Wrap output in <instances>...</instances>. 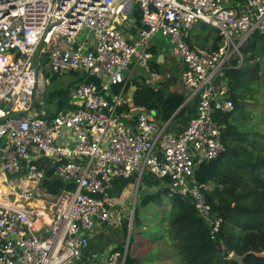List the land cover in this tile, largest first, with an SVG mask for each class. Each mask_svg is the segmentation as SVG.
<instances>
[{"label": "built area", "instance_id": "2783aa9c", "mask_svg": "<svg viewBox=\"0 0 264 264\" xmlns=\"http://www.w3.org/2000/svg\"><path fill=\"white\" fill-rule=\"evenodd\" d=\"M229 2L0 0V169L7 175L0 264H125L126 248L89 256V238L97 226L118 221L114 182L145 172L166 181L169 196L188 199L216 235L221 218L212 216L207 185L195 171L225 150L220 118L234 109L225 70L233 57L242 62L240 48L256 32L264 35V0ZM134 9L142 28L128 40L121 22ZM197 22L217 30V48L188 44ZM156 33L185 67L183 104L197 100L178 133L125 91L137 67L145 84L160 79L151 63ZM44 69L88 79L68 91V108L54 115L35 107ZM45 161L54 167L49 180L65 183L56 194L43 185Z\"/></svg>", "mask_w": 264, "mask_h": 264}, {"label": "trees", "instance_id": "16d2710c", "mask_svg": "<svg viewBox=\"0 0 264 264\" xmlns=\"http://www.w3.org/2000/svg\"><path fill=\"white\" fill-rule=\"evenodd\" d=\"M263 40L264 35L256 32L240 48L242 62L239 64L238 57H233L230 61L232 66L225 70L234 104L233 111L220 118L224 127L222 140L225 150L214 159L201 161L195 171L197 182L207 185L204 194L211 205L212 216L221 218L216 235L210 234L208 223L198 215L188 199L178 195L169 196L172 205L169 229L182 264H239L230 254L243 255L248 251L252 253L244 258V264H264V256L255 254L264 252V135L261 136L255 129L249 132L254 137H249L230 122V117L236 115L241 107L242 98L247 96V93H243L244 87L251 86L258 77L259 62L255 59L258 60L264 53ZM220 42L221 36L217 32L215 43L218 44L212 49L217 48ZM135 86L133 102L151 110L155 121L165 123L185 114L187 103L182 105L184 94L168 91L166 82L154 89L145 84L141 77ZM68 99L66 88L47 91L46 101L55 104L57 109L48 114L54 115L68 108ZM46 163L47 178L43 185L47 191L56 194L65 183L58 179L49 180L54 167L50 166L49 161ZM210 184L213 189H208ZM162 192L168 195V189L164 186ZM153 198L152 195H145L141 201L145 203ZM123 247V243H120L117 248L122 251ZM140 262V258L127 252L125 264Z\"/></svg>", "mask_w": 264, "mask_h": 264}, {"label": "crops", "instance_id": "0c3cea01", "mask_svg": "<svg viewBox=\"0 0 264 264\" xmlns=\"http://www.w3.org/2000/svg\"><path fill=\"white\" fill-rule=\"evenodd\" d=\"M233 2H236V1L230 0L229 3H233ZM134 10L130 14L127 15L126 19H123L121 22L122 30L124 32L125 37L128 40L136 38L139 34V31L142 28V25L140 23V15L138 11H134ZM198 23L203 24L202 22H198ZM196 25L197 24H195L187 33L186 39L190 46L196 49L210 50L213 48L215 44H218V43H215V39H214L215 32H217L215 28L209 25H206V24H203L202 26L200 25L196 26ZM194 27L196 29L195 31L192 30ZM263 45H264V40H263ZM152 48L155 53V57L152 62L153 71L154 73L160 76V79L156 83L151 85V87H153L154 89H157L159 85H161L162 82H166V86H167L166 89L168 91H171V92L176 91V92L183 93L184 99H185L186 90L183 88V84L181 80V75L185 68L184 65L180 61L170 56L169 50H168L169 47L166 48L165 46L163 47L162 45L153 44ZM175 63H179V66L176 68H175ZM140 70L141 69H138V68L134 69V72L136 75H134L132 78L129 79L126 89H125L126 94L128 96H131L132 99H133V93L136 88L135 84L140 82L141 77L145 76L144 73L139 72ZM64 73H56L53 75L54 76L62 75ZM69 73H71L72 75V80L68 84L70 86L66 88L68 89V91L74 85L83 81L84 78H87L84 72L70 71ZM46 93H42V94L46 95ZM40 102H41L42 108L45 110L47 114L49 112H54L57 110L56 105L53 103H49L46 101L45 102L46 105H44L45 103L41 101V96H40ZM196 103H197L196 98L192 99L189 103H187L186 112L183 115V117L178 118L176 120L173 119L172 121L171 119H169L170 120L169 130L171 132L178 133L187 125L189 117H192L195 114ZM65 109L66 107L63 110ZM61 139L66 140L64 137ZM44 163L46 164V161ZM6 179H7V175L0 169V188L2 190L6 188L5 187L6 183L3 182ZM135 183H137L136 187L134 186ZM141 183H142V186L144 187V190H147L149 192L158 191L162 189L163 186L167 188L166 181L157 179L148 172H145L143 176L141 177V179H138L137 175H133L130 178L120 179V180L115 181L112 188L109 190V193L111 197L113 198V200L115 201L116 209H118V213H119L118 214L119 216L117 217L118 221H116L115 224H102L100 226H97L95 230H93V232L90 234L89 247L87 250V253L89 256L99 257L100 255L104 254L105 251H107V249H110L112 247H116V249H118L117 247L119 246V244L123 243L122 242L123 241L122 230L117 231V232L113 230V229L118 230V228H120L118 226H120L121 218H123L120 215V209L118 207H122V211H124V207L126 208V206L134 205L135 194L137 198V204L138 202L141 201L142 198L140 199V196L138 195V192H137V190H139L140 188ZM137 204L135 205L137 206ZM123 219H126V218H123ZM109 228L111 229V231H109ZM123 246H124L123 250L126 248L129 255L136 257V258H141L140 257L141 253L138 247L135 248V247H131L130 245H124V244ZM167 259H168L167 263H163L161 261L160 263L161 264H182L181 256L176 252V250L170 251Z\"/></svg>", "mask_w": 264, "mask_h": 264}, {"label": "rangeland", "instance_id": "374dc122", "mask_svg": "<svg viewBox=\"0 0 264 264\" xmlns=\"http://www.w3.org/2000/svg\"><path fill=\"white\" fill-rule=\"evenodd\" d=\"M134 11L137 10L135 9ZM195 24H197L196 26H202L204 23L201 24L197 22ZM192 30L195 31V27ZM81 36L82 35H80V37ZM216 36L217 32H215V37ZM152 44H158L168 48L170 40H166L160 33H156L152 39ZM255 60L259 62L258 77L251 86L244 87L243 93H247V96L242 98L241 107L236 112V115L230 117V122L235 123L236 126L249 137H254V135L249 132H253L255 129L258 130L261 136L264 135V53L258 60L257 58ZM178 66L179 63H175V68ZM39 68L40 67H38V69ZM137 68L139 69L140 67ZM139 72L143 73V70ZM44 80H46V85L40 84L37 87L39 96L51 89L67 88L70 86L68 84L72 80V75L66 72L62 75L54 76L44 69L43 81ZM0 105L4 106V104ZM40 106L41 103L39 100H36L35 107ZM249 148H252V146L249 145ZM134 186L136 187L137 183H135ZM211 187H213L212 184L208 186V189H213ZM137 192L140 199L145 195H152L154 198L149 202L146 201L143 203L140 201L137 204L135 194L134 205L126 206V208L124 207V211H122V207H118L121 217L126 219L121 218L120 226H118L120 228H118V230H113L115 232L122 230V242L124 245L139 248L141 253L140 264H161L160 261L167 263L169 252L175 250V244L172 242L171 230L169 229V216L172 206L170 197L167 193L162 192V189L151 192L144 190L142 183ZM159 192H161V194ZM135 204H137V206ZM109 231H111L110 228Z\"/></svg>", "mask_w": 264, "mask_h": 264}, {"label": "water", "instance_id": "95a60500", "mask_svg": "<svg viewBox=\"0 0 264 264\" xmlns=\"http://www.w3.org/2000/svg\"><path fill=\"white\" fill-rule=\"evenodd\" d=\"M41 101L44 102V103L46 102V95L45 94L41 95ZM44 105H46V103ZM250 253H252V252L248 251V252L244 253L243 255H235L234 253H231L230 257L232 259L236 260L239 264H244L243 263L244 258ZM255 254L264 256V252H261V253L255 252Z\"/></svg>", "mask_w": 264, "mask_h": 264}]
</instances>
